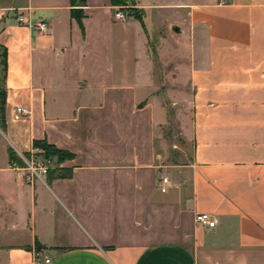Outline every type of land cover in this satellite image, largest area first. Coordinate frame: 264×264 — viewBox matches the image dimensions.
<instances>
[{
	"label": "crops",
	"instance_id": "crops-1",
	"mask_svg": "<svg viewBox=\"0 0 264 264\" xmlns=\"http://www.w3.org/2000/svg\"><path fill=\"white\" fill-rule=\"evenodd\" d=\"M131 7L162 26L160 68L191 89L189 177L164 175L167 117L143 30L148 69L136 74L137 20L114 21L110 0H87L81 24L69 0H0V264L35 253L49 264H264V0ZM38 21L46 33L28 26ZM35 140L71 154L56 166L69 176L25 183L8 150L28 157ZM199 213L215 228L199 227Z\"/></svg>",
	"mask_w": 264,
	"mask_h": 264
},
{
	"label": "rangeland",
	"instance_id": "rangeland-1",
	"mask_svg": "<svg viewBox=\"0 0 264 264\" xmlns=\"http://www.w3.org/2000/svg\"><path fill=\"white\" fill-rule=\"evenodd\" d=\"M117 10L121 11L126 17V20L123 22L134 19L137 20L133 22L135 28L131 32L132 44L135 43V48L132 50L131 56L133 55L136 58V74L137 77L141 79H144L145 77L141 74H144L146 69H148L146 68L147 61L143 50L144 36L142 30L146 34L147 53L154 66L153 79L157 84V91L153 95L163 107L167 117V121L162 126L160 137L156 143L157 150L162 158L161 162L164 166V175L174 182H186L190 175V169H188V166L192 161L193 154L192 141L190 138L186 139V134L189 135L190 133L191 89L185 88L181 91L177 89L175 84L177 68H160L161 55L163 52H166V45H163L162 40L165 36L160 32L163 30L162 26L158 25L153 29L151 28L150 23L146 24L145 21L144 25L142 22V12L138 9L132 8L131 5H126L123 8L116 7L113 12V19L114 13ZM114 21L116 20L114 19ZM118 51L119 48L115 47V57H117ZM131 67H133V65ZM4 68L2 51L0 50V133L3 131L1 106L3 101ZM131 70H134V68H131ZM180 92L182 93L180 94ZM53 159L55 162L53 169H56V159Z\"/></svg>",
	"mask_w": 264,
	"mask_h": 264
},
{
	"label": "built area",
	"instance_id": "built-area-1",
	"mask_svg": "<svg viewBox=\"0 0 264 264\" xmlns=\"http://www.w3.org/2000/svg\"><path fill=\"white\" fill-rule=\"evenodd\" d=\"M114 19L120 22L126 20L125 15L117 10L114 13ZM19 24L23 23L21 17L17 19ZM32 30L37 31L38 33H46L48 31V24L43 21H38L35 24L28 25ZM15 117L22 118L27 117L29 115V110L24 107H16ZM23 162V166L20 168L24 173V181L26 184H32L35 180L40 179L42 177H46L49 172L54 168L55 162L53 158H48L44 155V152L40 149L33 150L28 157H20ZM12 168L18 169L17 164H10ZM160 182V191L162 193H166L167 191V178L159 179ZM195 223L205 229L215 228L216 222L212 219V217L207 213H199L195 216ZM50 260L45 257H41L38 253L34 254L33 264H49Z\"/></svg>",
	"mask_w": 264,
	"mask_h": 264
},
{
	"label": "trees",
	"instance_id": "trees-1",
	"mask_svg": "<svg viewBox=\"0 0 264 264\" xmlns=\"http://www.w3.org/2000/svg\"><path fill=\"white\" fill-rule=\"evenodd\" d=\"M87 0H69L70 3V16L77 23L81 24V20L84 18L82 8L85 6ZM110 4L113 7L123 8L124 6L133 5V0H110ZM4 66L5 61L3 60ZM4 105V94L2 101V113ZM3 120V119H2ZM33 148L40 149L44 152V155L48 158H55L56 163L60 164L66 159H70L72 156L68 152L57 149L55 146L48 144L45 140L33 141ZM10 164L15 163L17 165L22 164L21 159L11 150H8ZM27 154H24L26 156ZM29 156V155H28ZM27 157V156H26ZM69 174L63 173L61 170L53 169L47 175V178L54 177H67Z\"/></svg>",
	"mask_w": 264,
	"mask_h": 264
},
{
	"label": "water",
	"instance_id": "water-1",
	"mask_svg": "<svg viewBox=\"0 0 264 264\" xmlns=\"http://www.w3.org/2000/svg\"><path fill=\"white\" fill-rule=\"evenodd\" d=\"M174 31H175V32H178V29H177V28H174Z\"/></svg>",
	"mask_w": 264,
	"mask_h": 264
}]
</instances>
